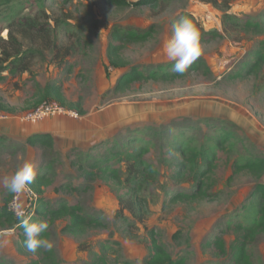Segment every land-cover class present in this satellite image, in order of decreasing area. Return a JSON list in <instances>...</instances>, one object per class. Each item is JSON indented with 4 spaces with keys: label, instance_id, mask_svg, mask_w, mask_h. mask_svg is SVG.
Segmentation results:
<instances>
[{
    "label": "rangeland",
    "instance_id": "1",
    "mask_svg": "<svg viewBox=\"0 0 264 264\" xmlns=\"http://www.w3.org/2000/svg\"><path fill=\"white\" fill-rule=\"evenodd\" d=\"M23 16L40 23L48 20L51 36L72 48L73 55L57 64L49 49H38L27 72L11 71L6 62H0V114L4 116L0 119V213L3 208L8 210L13 196L3 188L4 178L30 159L37 175L47 176L46 186L40 187L49 207L62 201L78 204L84 215L100 217L107 227L73 233L64 230L67 219H56L47 230L46 239L53 243L48 257L43 248L29 252L20 238L22 231L2 215L0 264H142L151 253L150 229L170 257L183 258L184 264H230V246L240 239L232 227L252 223L251 194L257 183H264V169L251 173L236 168L264 158V63L252 73L249 68L256 50L261 49L264 33L246 31L242 24L245 19L264 24V0H161L155 5L123 8L106 0H0V36L7 38L11 27L25 50L30 43L12 25V20ZM184 16L201 30V55L196 60L201 64L191 65L185 74L172 79L135 81L115 91L118 77L130 65H138L145 74L159 66L163 72H175L164 45L174 24ZM146 32L151 35L145 40L130 41L122 48L127 66L109 64L107 49L117 43L115 33ZM47 83L59 88L65 103L41 98ZM44 101L56 102L74 115L48 116L35 124L24 120ZM76 104L83 113H78ZM46 120H64L59 126L65 133L42 132L40 125ZM148 127L162 129L163 137L168 135L175 148L162 151L160 137L148 144L144 164L151 165L153 173L136 187L148 210L144 221L134 222L128 230L126 223H133L132 217L126 223L114 220L121 185L102 178L88 181L75 162L83 163L94 144L105 142L92 152L98 158L113 138ZM82 129L92 138L100 135L85 146L78 138ZM222 131L232 137L219 146ZM42 133L51 137L48 149L29 141ZM149 138L151 134L145 130L142 139ZM119 146L124 149L122 143ZM134 146L136 143L131 144ZM211 153L216 159L204 177L206 196L172 202L173 194L195 189L205 168L204 158ZM178 162L187 165L180 177L175 176ZM119 167L123 180L124 166L120 163ZM72 186L77 190H68ZM21 201L26 214L33 216L35 205H28L25 197ZM216 237L224 240L227 255L205 245ZM246 252L248 264H264V228L247 242Z\"/></svg>",
    "mask_w": 264,
    "mask_h": 264
},
{
    "label": "trees",
    "instance_id": "2",
    "mask_svg": "<svg viewBox=\"0 0 264 264\" xmlns=\"http://www.w3.org/2000/svg\"><path fill=\"white\" fill-rule=\"evenodd\" d=\"M110 4H114L120 8L138 4V5H155L161 0H136V1H127V0H106ZM46 19H49L47 17ZM12 25L17 26L21 33V37L25 40H28L30 47L23 50L22 41L18 39L16 35L12 32L11 27H8V37L3 38L0 36V62H6V65L9 66L11 71L18 72H27L30 69V64L33 57L37 54L38 49L45 48L49 49L52 54V61L61 64L64 62L65 58L73 55L72 48H68L62 44L56 42L55 36H51L50 22L46 20L44 23L37 22L36 20L28 17H18L15 20H12ZM57 21V20H56ZM243 27L246 31H252L256 33H264V24H260L258 21H250L245 19L243 21ZM201 32V30H199ZM151 35L150 32L135 34H121L115 33L113 35L114 40L117 43H111L107 49V57L109 64L114 67H125L128 63L122 58L121 50L125 44L130 41H142ZM215 35V33H213ZM254 61L250 64V73L254 72L264 63V41L261 42V49L256 50L254 55ZM192 68L196 67L195 64H201L200 61L193 62ZM177 75L176 72H163L162 67L159 66L158 69L152 70L150 73L145 74L144 71L139 68L138 65H130L127 70H125L117 79L114 86L115 91H122L135 81H144L148 79H172ZM59 88L55 84H45L42 88L41 98H53L59 103L63 104ZM73 106V105H72ZM78 113H83L82 108L76 104ZM1 109V105H0ZM148 131L151 134V138L143 140V133ZM223 133L218 136L217 144L219 146L225 145L228 142L232 135L228 131H222ZM163 130L157 129L154 127H148L146 129H134L128 130L127 134L124 135L121 139L113 138L111 146L104 150L99 157H96L95 149L99 147L102 143L94 144L90 147L89 152L84 156V162L79 163L75 162L77 168L79 169L82 177L88 181H94L95 179H107L116 181L121 185L120 194L117 196L118 208L115 211L114 220L123 221L126 223L127 229L131 230L134 226V222L142 223L145 219L147 212V202L145 197L137 190L140 187V183L147 179L148 175L153 173V168L151 165L144 164V156L149 152V143L154 138L162 139L160 140V146L162 151L171 150L175 148V144L170 142L168 135H164ZM33 144L39 143L42 144L46 149L52 146V140L48 134H36L29 139ZM143 141V142H142ZM176 142V141H175ZM178 142V141H177ZM176 142V144H177ZM108 143V141H107ZM123 144L124 149L121 150L119 147L120 144ZM136 143V146L131 147V144ZM138 143V144H137ZM180 144V143H179ZM131 147V148H130ZM179 148V145H178ZM201 154H205L204 151H201ZM215 154L211 153L206 155L205 168L202 170L195 189L188 193H175L170 196L172 202L177 201H192L206 196L203 187H204V177L210 173L215 164ZM74 163V162H73ZM120 163L124 166V178L121 180ZM118 164V166H116ZM186 163L178 162L175 164V167H178L175 176H182L186 170ZM237 170H248L251 173H257L261 169H264V158L252 159L242 164L236 165ZM46 174H38L35 182L30 186L37 195L36 199L33 201L35 205V214L32 216L33 219L47 221L49 227L56 219H67L68 222L64 226V230L70 232H78L87 227L92 228H105L107 223L104 220H101L97 216H87L81 212V208L78 204H67L64 201L58 204L57 207H49L48 202L45 200L43 191L41 190V185L47 184ZM123 183L125 184L123 186ZM137 187V188H136ZM68 190L76 191L77 187H68ZM251 198H254V218L250 225L244 226L241 223H236L232 227V232L237 234L240 238L234 245L230 246V264H248L247 259L246 245L247 242L254 237L257 231L264 228V183H257L253 188ZM125 211L129 214H125ZM38 215L42 216L39 218ZM4 215L10 219V223L14 226H17L18 229L22 231L20 236L21 240L24 242V232L23 228L19 226V221L16 216L9 212L7 208L1 209L0 217ZM47 231L42 233L43 238H47ZM150 243L149 248L151 253L144 260L142 264H184L185 261L183 258L173 259L170 257L168 252L165 250L164 246L158 242L155 236L154 229L149 230ZM207 246H214L219 255H227L228 252L225 248L224 240L220 237L214 238ZM47 256L49 257L51 252L46 250Z\"/></svg>",
    "mask_w": 264,
    "mask_h": 264
},
{
    "label": "clouds",
    "instance_id": "3",
    "mask_svg": "<svg viewBox=\"0 0 264 264\" xmlns=\"http://www.w3.org/2000/svg\"><path fill=\"white\" fill-rule=\"evenodd\" d=\"M167 59L174 62L173 70L180 75L187 72L189 67L201 55V33L197 26L187 16L181 17L174 24L173 32L164 45ZM37 169L35 163L25 159L14 172L4 178L3 188L14 197H19L30 191V186L35 182ZM19 226L23 228L24 245L29 252H36L38 249L50 250L53 247L52 241L42 237V233L49 228L47 221L33 219L31 214H26L24 204L14 199L9 205Z\"/></svg>",
    "mask_w": 264,
    "mask_h": 264
},
{
    "label": "built area",
    "instance_id": "4",
    "mask_svg": "<svg viewBox=\"0 0 264 264\" xmlns=\"http://www.w3.org/2000/svg\"><path fill=\"white\" fill-rule=\"evenodd\" d=\"M64 113H69V115L70 114L74 115V112H68L67 110L62 108L60 105H58L56 102L44 101L40 105H38L34 110L28 112L26 116L24 117V120L35 124V123L40 122L41 120H43L44 118L48 116H54V115H60V114L63 115ZM2 118H4V116L0 114V119ZM24 197L27 199L28 205L34 206L33 201L36 199L37 196H36V193H34L30 189L29 192L19 197L12 196L10 202L8 203V210H9V205L14 199L21 201V199H24Z\"/></svg>",
    "mask_w": 264,
    "mask_h": 264
},
{
    "label": "crops",
    "instance_id": "5",
    "mask_svg": "<svg viewBox=\"0 0 264 264\" xmlns=\"http://www.w3.org/2000/svg\"><path fill=\"white\" fill-rule=\"evenodd\" d=\"M58 121H61L62 125H63V122H65L64 120L63 121L58 120ZM61 122H57L54 120L53 121L52 120H46L41 124L42 126L40 125V127H41V130H43L42 132H45V133H51V132L54 133L55 131L57 132L58 130H63V132H64L65 131L64 127L59 126ZM84 127L85 126H83V128ZM81 131H80L81 135H79L78 138H79V140L82 141V143L85 144V146H88L89 144L94 143L100 135V134L96 133L95 135H93V138H92V136L86 131V129H82ZM74 136L77 137V133H76V135L74 134Z\"/></svg>",
    "mask_w": 264,
    "mask_h": 264
}]
</instances>
